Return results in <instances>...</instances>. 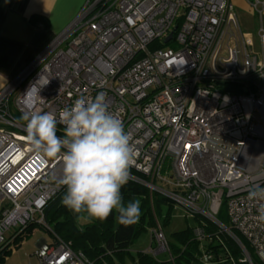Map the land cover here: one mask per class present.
I'll list each match as a JSON object with an SVG mask.
<instances>
[{
    "label": "built area",
    "instance_id": "obj_1",
    "mask_svg": "<svg viewBox=\"0 0 264 264\" xmlns=\"http://www.w3.org/2000/svg\"><path fill=\"white\" fill-rule=\"evenodd\" d=\"M252 5L256 41L231 0H86L0 90V251L37 224L52 238L32 253L35 264H94L45 222V206L66 189L62 161L36 155L21 117L58 115L78 97L104 92L136 152L128 182L195 218L197 264H264V221L247 199L264 187V1ZM170 41L174 48L163 47ZM40 75L49 84L28 95ZM222 203L227 223L218 218ZM155 222L141 252L173 261Z\"/></svg>",
    "mask_w": 264,
    "mask_h": 264
},
{
    "label": "clouds",
    "instance_id": "obj_2",
    "mask_svg": "<svg viewBox=\"0 0 264 264\" xmlns=\"http://www.w3.org/2000/svg\"><path fill=\"white\" fill-rule=\"evenodd\" d=\"M49 82L40 75L27 94H40ZM109 107L106 93L99 92L94 98L78 97L58 115L33 110L21 119L26 122L25 139L36 155L62 161L59 183L66 187L62 204L78 220L102 221L115 210L118 222L129 226L138 222L141 202L125 204L121 189L129 181L136 152L130 134ZM58 125H63L62 136ZM247 199L259 205L257 218L264 221V187L249 189Z\"/></svg>",
    "mask_w": 264,
    "mask_h": 264
},
{
    "label": "trees",
    "instance_id": "obj_3",
    "mask_svg": "<svg viewBox=\"0 0 264 264\" xmlns=\"http://www.w3.org/2000/svg\"><path fill=\"white\" fill-rule=\"evenodd\" d=\"M66 189L53 197L45 206L44 219L50 226L53 234L63 241L70 242L75 251H81L94 264H104L108 262L113 264L112 256H117L120 260L126 252L128 246L134 238L142 231L153 228L156 220L161 217L163 223H166L172 212L170 200L157 193L150 192L147 187L136 182H128L121 189L123 201L127 204L136 199L140 200L141 215L137 223L129 226L121 225L118 222V213L114 210L105 220H94L89 223L84 219H77L76 214L70 211L62 204V198ZM221 204L218 218L223 221ZM32 231L29 226L25 231L19 234L14 241L22 236H28ZM175 243H169V250L173 257L174 264H197L198 244L192 236V227H186L172 234ZM227 245L232 254L237 257L239 251L228 240ZM10 252L9 247L0 251V264L4 255ZM253 261L257 260L252 256ZM139 264H159L152 255L143 252L138 253Z\"/></svg>",
    "mask_w": 264,
    "mask_h": 264
},
{
    "label": "crops",
    "instance_id": "obj_4",
    "mask_svg": "<svg viewBox=\"0 0 264 264\" xmlns=\"http://www.w3.org/2000/svg\"><path fill=\"white\" fill-rule=\"evenodd\" d=\"M85 1L0 0V90L64 29Z\"/></svg>",
    "mask_w": 264,
    "mask_h": 264
},
{
    "label": "rangeland",
    "instance_id": "obj_5",
    "mask_svg": "<svg viewBox=\"0 0 264 264\" xmlns=\"http://www.w3.org/2000/svg\"><path fill=\"white\" fill-rule=\"evenodd\" d=\"M238 20L241 27L245 31H250L256 38V33L258 29V13L253 7L254 0H231ZM257 39H255L256 41ZM163 47L174 48L175 43L173 41L168 42ZM157 186L163 189H168L162 182H158ZM178 209H173L169 219L166 223H163L162 218H159V223L162 227L164 236L169 243H175L172 234L176 231L182 230L187 226L193 227L195 225V218L184 215L183 211ZM223 221L227 223L226 208L223 207L222 211ZM32 226V231L28 236H22L16 241H12L9 245L10 252L4 255L1 264H27L31 262L35 264V259L32 253L36 250L37 246L43 241L50 242L52 234L47 230V228L37 225L30 224ZM28 226V227H29ZM26 227L25 230L28 228ZM150 229L140 232L132 241V243L124 252L122 258L119 260L117 256H112L113 264H139L138 263V253L146 249L151 242ZM24 230V231H25ZM154 259L159 264H174L170 259L167 252H160L153 256ZM104 264H111L104 262Z\"/></svg>",
    "mask_w": 264,
    "mask_h": 264
},
{
    "label": "water",
    "instance_id": "obj_6",
    "mask_svg": "<svg viewBox=\"0 0 264 264\" xmlns=\"http://www.w3.org/2000/svg\"><path fill=\"white\" fill-rule=\"evenodd\" d=\"M171 36V34H169V36L166 38V40Z\"/></svg>",
    "mask_w": 264,
    "mask_h": 264
}]
</instances>
